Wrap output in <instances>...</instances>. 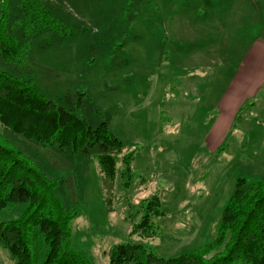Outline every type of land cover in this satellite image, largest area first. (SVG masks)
<instances>
[{"label": "rangeland", "instance_id": "rangeland-1", "mask_svg": "<svg viewBox=\"0 0 264 264\" xmlns=\"http://www.w3.org/2000/svg\"><path fill=\"white\" fill-rule=\"evenodd\" d=\"M45 1L72 32L37 34L31 38L35 66L19 69L0 59V69L34 76L39 91L67 109L83 93L77 113L92 127L106 122L124 143L109 210L95 157L99 146L61 151L0 124L45 173L61 177L58 196L69 211H79L73 247L92 264H111L109 252L120 243L170 258L213 241L237 179L264 180V81L236 112H220L217 102L236 74L234 47H245L264 29L263 7L262 20L253 13L236 21L240 0ZM202 54L209 56L205 66L198 64ZM257 71L263 80L264 69ZM201 78L208 81L209 100H197L183 83ZM126 154L133 155L128 174ZM156 198L163 214L148 210ZM25 207L1 210L0 222L20 217ZM147 213L155 234L132 233ZM0 264H14L1 247Z\"/></svg>", "mask_w": 264, "mask_h": 264}, {"label": "trees", "instance_id": "trees-1", "mask_svg": "<svg viewBox=\"0 0 264 264\" xmlns=\"http://www.w3.org/2000/svg\"><path fill=\"white\" fill-rule=\"evenodd\" d=\"M0 0V59L19 69L32 67L31 38L52 30L62 36L72 30L55 16L45 0ZM35 66V65H34ZM80 93L73 109L42 94L34 76L25 78L0 69V124L6 130L39 145L73 153H87L99 146V164L105 200L114 210L117 154L124 143L102 122L92 127L81 116ZM131 170L132 154L123 157ZM61 177H50L0 131V211L26 204L21 216L0 222V247L14 264H92L87 254L73 247L72 222L79 211H69L57 194ZM157 198L148 210L156 208ZM150 214L135 224L132 233L151 237ZM111 264H264V180L251 184L245 177L235 182L234 191L215 227L213 241L176 257L155 255L141 244L120 243L109 252Z\"/></svg>", "mask_w": 264, "mask_h": 264}, {"label": "crops", "instance_id": "crops-1", "mask_svg": "<svg viewBox=\"0 0 264 264\" xmlns=\"http://www.w3.org/2000/svg\"><path fill=\"white\" fill-rule=\"evenodd\" d=\"M259 5L264 9V0H240L236 9L233 11V19L236 21H242L247 18L251 19L254 13L255 19L257 16V18L262 20V15L258 13ZM259 36L264 37V29L260 35L251 39L245 47L242 48L240 44H238L236 48L234 47V52L237 54L236 60L239 64L235 70L236 74L234 79L217 99L218 106L222 108L220 112H236L240 102L245 99L246 94H252L257 91L263 83L264 79L261 81L259 80L257 71L264 69V40L258 38ZM208 57L209 56L202 54L201 63L198 64H200V66H205ZM180 61L182 63H187L189 59L182 57ZM183 83L189 86L188 90L196 92L194 98H197V100H209L208 94H204V92L208 90L207 80L203 78L200 80L186 79ZM205 85H207L206 88H204ZM198 86H201L200 90ZM209 138L210 133L208 139Z\"/></svg>", "mask_w": 264, "mask_h": 264}]
</instances>
